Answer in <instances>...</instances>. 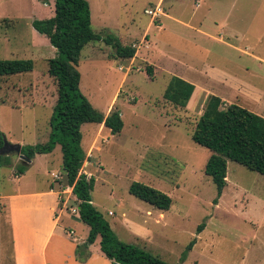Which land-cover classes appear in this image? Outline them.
<instances>
[{"label":"rangeland","instance_id":"374dc122","mask_svg":"<svg viewBox=\"0 0 264 264\" xmlns=\"http://www.w3.org/2000/svg\"><path fill=\"white\" fill-rule=\"evenodd\" d=\"M88 1L96 33L137 48L135 57L121 58L113 45L92 40L81 53L82 93L105 115L120 109L125 123L119 134L104 124L82 125V172L95 178L94 205L121 240L169 262H180L195 239L183 264H264V175L229 161L228 185L219 195L205 171L211 151L193 139L211 95L222 98V107L238 103L264 116V0ZM54 15L55 0H0V59L34 61L33 71L2 79L0 147L49 139L58 91L49 60L58 51L32 22ZM174 76L196 85L186 107L164 98ZM9 155L12 163L0 165V264L15 260L10 195L54 185L72 214L79 205L60 144L37 154L20 175L25 160ZM134 181L170 195L171 208L130 193ZM70 222L76 235L68 228L64 237L83 243L90 227L79 218ZM99 243L85 250L87 258L102 254Z\"/></svg>","mask_w":264,"mask_h":264},{"label":"trees","instance_id":"16d2710c","mask_svg":"<svg viewBox=\"0 0 264 264\" xmlns=\"http://www.w3.org/2000/svg\"><path fill=\"white\" fill-rule=\"evenodd\" d=\"M32 24L58 51V56L49 60V74L55 78L58 91L49 139L23 145L22 154L32 160L37 154L50 153L58 144L61 145L67 185L72 187V192L79 200L74 215L90 227L86 241L78 245V258L83 259L85 250L88 251L89 246L100 239L101 250L113 264H183L188 251L195 245V239L177 263L121 240L92 201L95 178L82 172L87 159L82 147V125L104 124L113 134H119L125 125L120 109H113L105 115L82 93V74L79 70L82 50L92 40H104L113 45L117 57L133 58L137 48L124 45L114 34L96 33L92 27V11L88 0H55V15L34 19ZM33 70L32 59H0V120L3 77ZM147 73L154 79L153 66H148ZM195 89L196 85L192 82L174 76L164 98L176 106L186 107ZM223 103L220 96L211 95L193 133L194 141L211 151L205 171L216 184L219 195L228 185L229 161L264 175V116L238 103L222 107ZM30 162L25 160L19 165L17 175L23 174ZM11 163L10 155H0V165ZM129 190L139 199L161 210H169L173 204L170 195L141 181L132 182ZM205 227L206 223L200 224L198 232Z\"/></svg>","mask_w":264,"mask_h":264},{"label":"crops","instance_id":"0c3cea01","mask_svg":"<svg viewBox=\"0 0 264 264\" xmlns=\"http://www.w3.org/2000/svg\"><path fill=\"white\" fill-rule=\"evenodd\" d=\"M57 192L54 185H50L48 190L37 192L17 190L10 195L14 264H113L102 250V254L96 253L95 258L92 256L87 258L88 255L83 259L78 258L77 247L86 240L80 243V239L75 237L74 243L71 238L64 237L63 233L67 234L68 228L76 235V231L69 224L71 219H77L78 216L72 214L67 206L60 204ZM3 211L4 215L7 214L6 205ZM92 245L88 251L93 250ZM63 247L67 250L66 254L61 256L57 250Z\"/></svg>","mask_w":264,"mask_h":264},{"label":"water","instance_id":"95a60500","mask_svg":"<svg viewBox=\"0 0 264 264\" xmlns=\"http://www.w3.org/2000/svg\"><path fill=\"white\" fill-rule=\"evenodd\" d=\"M22 147L23 145L20 143H10L8 141H5L4 144L0 147V155H9L12 152L19 153L21 155V158L23 160L31 161L30 159H27L22 153Z\"/></svg>","mask_w":264,"mask_h":264},{"label":"built area","instance_id":"2783aa9c","mask_svg":"<svg viewBox=\"0 0 264 264\" xmlns=\"http://www.w3.org/2000/svg\"><path fill=\"white\" fill-rule=\"evenodd\" d=\"M77 210H78V208H75V209H74V212L76 213V212H77ZM72 233H74V232L72 231Z\"/></svg>","mask_w":264,"mask_h":264}]
</instances>
